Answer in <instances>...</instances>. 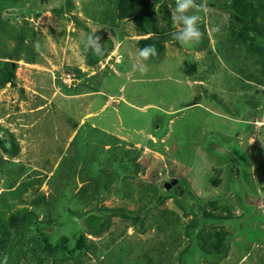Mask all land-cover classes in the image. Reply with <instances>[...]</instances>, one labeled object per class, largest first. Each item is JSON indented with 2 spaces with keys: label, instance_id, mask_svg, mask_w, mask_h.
<instances>
[{
  "label": "rangeland",
  "instance_id": "374dc122",
  "mask_svg": "<svg viewBox=\"0 0 264 264\" xmlns=\"http://www.w3.org/2000/svg\"><path fill=\"white\" fill-rule=\"evenodd\" d=\"M233 1L184 13L203 34L184 46L176 0H143L137 22L117 0H0V59L17 57L0 86V264H264V41L242 14L264 31L262 0ZM202 228L226 248L199 250Z\"/></svg>",
  "mask_w": 264,
  "mask_h": 264
},
{
  "label": "trees",
  "instance_id": "16d2710c",
  "mask_svg": "<svg viewBox=\"0 0 264 264\" xmlns=\"http://www.w3.org/2000/svg\"><path fill=\"white\" fill-rule=\"evenodd\" d=\"M243 0H234L233 3H231V12L232 13H237L239 14L240 11V5H241V12L243 11V5L246 3H241ZM251 3L248 4L247 3V9L245 10V12L243 14L244 16V20L246 19V21H248V23H246V29L247 32L252 36H248L250 37V41H253L256 36H259V38H262V41H264V31L260 29V26L258 24V21L255 18V14H256V9L255 6H251ZM142 12H146V7L143 4V0H117V5H116V18L118 20H123V19H135V21L137 22V19L140 17ZM261 12L262 15L264 17V0H262L261 3ZM140 34H144L145 32V26L144 25H139L138 28ZM250 30L254 33H250ZM22 38L19 39L20 43H21ZM140 42H147L148 39L147 38H142L139 39ZM144 48V45H141V49ZM251 48V47H250ZM17 51V50H16ZM250 54L251 55H257L259 57H262V55H264L263 51L264 48L262 46H253L252 50H250ZM2 58V56H0ZM9 60H5L2 61L0 59V86L4 85L7 82H10L13 80L14 78V65H13V61L12 60H16L17 57L16 55H13L11 57H8ZM262 59V58H261ZM190 202H188L189 205H191V203L193 204V198L189 197ZM197 221V217L194 218L192 220L191 223L195 224V222ZM197 225V224H196ZM227 233H223V232H215L213 234H211L210 232L206 231L204 228L199 229L197 231V233L195 234V238H196V243H200L201 247H199V250H202L203 253H207V254H215V253H220L221 251H223L226 248L225 245V239H226V235ZM215 237L216 241L214 242V238ZM7 239L4 238H0V258L2 257V252L3 250L7 247ZM227 242V241H226Z\"/></svg>",
  "mask_w": 264,
  "mask_h": 264
},
{
  "label": "clouds",
  "instance_id": "9594fccd",
  "mask_svg": "<svg viewBox=\"0 0 264 264\" xmlns=\"http://www.w3.org/2000/svg\"><path fill=\"white\" fill-rule=\"evenodd\" d=\"M190 8H195L197 10H200L205 8V5L203 4L202 0H199V3H193V0H176V7L171 13V19L174 25L178 22L182 23L181 30L177 34L173 35V38L184 46H188L195 42L200 41L203 36V34L201 33L200 29L197 26V22L200 21L201 19L200 16L183 15ZM177 13L181 15L178 16L176 15ZM211 31L215 32L218 31V29L213 28L211 29ZM89 39L92 40V44L90 45V47L92 48L93 52H95V49L99 47V44L97 42L101 40V37L93 34L89 36ZM155 55H156V49L154 45H149L139 50V57H141L144 61L148 60L150 57ZM147 71H148V67H144L140 70V73L146 74Z\"/></svg>",
  "mask_w": 264,
  "mask_h": 264
},
{
  "label": "water",
  "instance_id": "95a60500",
  "mask_svg": "<svg viewBox=\"0 0 264 264\" xmlns=\"http://www.w3.org/2000/svg\"><path fill=\"white\" fill-rule=\"evenodd\" d=\"M164 186L166 188H171L172 186H175L176 189H178L179 194H181L183 191V189H181V185L178 183V179L176 177H172L169 181H165Z\"/></svg>",
  "mask_w": 264,
  "mask_h": 264
},
{
  "label": "crops",
  "instance_id": "0c3cea01",
  "mask_svg": "<svg viewBox=\"0 0 264 264\" xmlns=\"http://www.w3.org/2000/svg\"><path fill=\"white\" fill-rule=\"evenodd\" d=\"M138 94H140V93L138 92Z\"/></svg>",
  "mask_w": 264,
  "mask_h": 264
}]
</instances>
